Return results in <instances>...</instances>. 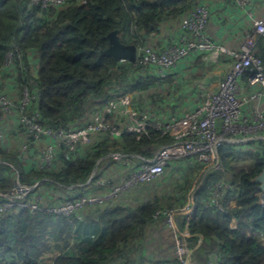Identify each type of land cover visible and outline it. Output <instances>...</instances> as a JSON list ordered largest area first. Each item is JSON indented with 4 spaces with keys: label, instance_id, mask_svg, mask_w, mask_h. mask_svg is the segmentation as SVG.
Instances as JSON below:
<instances>
[{
    "label": "trees",
    "instance_id": "16d2710c",
    "mask_svg": "<svg viewBox=\"0 0 264 264\" xmlns=\"http://www.w3.org/2000/svg\"><path fill=\"white\" fill-rule=\"evenodd\" d=\"M200 3V0H65L62 7L43 8L32 0H0V98L15 101V113L4 124L16 125L8 128L11 136L20 133L30 139V134L18 124L20 112L30 118L35 116V122L43 128L69 130L99 104L172 84L171 74L178 73L180 68L159 78L153 71L103 56L102 52L109 47V35L114 31H119L121 42L139 49L160 34L164 24L183 18ZM15 49L22 59L9 68L7 56ZM257 49L264 64V37L259 38ZM24 88L29 89L31 104L23 113L20 98ZM97 137L112 139L113 147L107 146L108 142L94 147L91 143L79 144L72 151L61 145L50 169H41L36 160L23 161L22 149H7L4 143L0 148V195H9L16 182L25 187L40 183L47 202L51 198L48 195L57 188L70 190V196L64 198L73 202L87 196L85 190L95 186L94 180L102 176L100 170L99 177L87 184L96 167L121 163L109 158L111 155L152 158L173 141L168 134L152 127L142 133L123 131L118 137L98 133L91 139ZM34 147L29 146L30 157ZM237 154L232 144L220 150L225 168ZM252 156L253 165L246 173L240 170L239 181L229 176L233 187L220 198L222 210L211 201L214 185L220 180L218 175L201 173L202 166L195 159L170 164L194 163L201 174L199 187L192 194L195 209L191 220L183 214L177 217L178 230L189 231L188 241L196 264H264V205L260 203L259 185L255 182L264 171L260 161L264 154L253 152ZM241 163L245 164L236 160L237 167ZM61 200L62 197L56 203ZM186 203L187 197L182 206ZM167 208L157 200L136 208L123 207L121 201L115 207L93 206L83 213L63 216L46 209L32 212L29 208L14 207L0 214V264H38L53 248L59 254L50 264H118L129 253L132 240L142 238L149 226L161 222L156 213ZM86 217H95L98 222H92L94 233L84 239L79 234L80 219Z\"/></svg>",
    "mask_w": 264,
    "mask_h": 264
},
{
    "label": "built area",
    "instance_id": "2783aa9c",
    "mask_svg": "<svg viewBox=\"0 0 264 264\" xmlns=\"http://www.w3.org/2000/svg\"><path fill=\"white\" fill-rule=\"evenodd\" d=\"M231 1L241 8H248L253 4V0ZM32 3L43 8H59L64 5L65 0H32ZM210 17L211 11L208 3L201 1L199 6L182 18L181 33L167 47L160 49L147 44L138 49L135 64L143 70L153 71V75L159 78H164L184 63L197 59L216 65L222 56H228L233 62L231 68L222 75L216 87L205 94L202 103L194 111L166 125L142 123L135 128L136 133L145 132L147 128L152 127L168 134L173 139L171 144L160 148L152 158L123 154L111 155L109 158L121 162L130 171L122 177L121 180H124L119 186L110 187L109 181L100 179L99 186L109 189L107 197L105 195L101 200H98L94 195H87L73 202H64L62 205L65 208H62L61 204L52 203L54 201L51 198L48 199V202L46 198V202L43 203H51V205L43 207L42 203L36 200L38 196L34 200L30 199L26 202L24 198L22 200L15 198L13 201L7 198L8 195H0L3 198L0 200V214L10 211L14 207H22L29 208L32 212L46 209L56 215L71 216L93 206L115 207L122 201L126 193L161 178L171 163L189 159H195L202 166L201 173H210L220 177V180L214 185L211 201L215 207L222 210L220 198L226 190L233 187L228 180L229 176L233 175L239 181L238 176L248 172L253 165V152L264 154V64L258 57L257 49L259 38L264 37V17L253 18V27L242 39L238 50H229L209 37ZM21 59L22 54L15 49L8 54L6 65L12 68ZM30 95L29 89L24 88L20 98V108L23 113L31 104ZM8 100L11 102H6ZM14 107V99L0 98V114L3 110L5 113L10 111L9 114L13 115ZM105 117L86 122L78 130L56 131L43 128L35 122V116L30 118L20 112L18 124L22 125L30 134V139L26 137L23 142V153H20L22 160L26 161L30 158L29 146L35 145L38 148L41 146L42 149L38 150L41 160L40 157L39 160L36 157L38 166L41 169H50L54 162L55 152L61 145H65L73 151L79 144H90L94 134L110 133L116 137L120 136L123 131L114 128ZM9 119L7 118V120ZM226 144H232L238 152L227 168L223 167L220 157V150ZM35 151L37 152L36 148ZM239 159L245 164L237 167L236 160ZM260 161L264 164V157H261ZM240 170L243 172L240 173ZM93 179L92 175L89 182ZM15 188L17 193L32 194L35 189H40V183L33 187H25L17 182ZM41 191L44 192L42 189ZM259 199L261 205H264V192L259 193ZM194 209L195 201L192 199L189 201L185 213L178 211L177 214H174L173 211L168 210L156 213L157 219L160 218L161 222L172 228L175 264H196L193 250L188 241L191 237L189 231L185 229L180 232L177 227V217L183 214L189 221ZM166 213H169L168 216ZM144 264L163 263L148 260Z\"/></svg>",
    "mask_w": 264,
    "mask_h": 264
},
{
    "label": "crops",
    "instance_id": "0c3cea01",
    "mask_svg": "<svg viewBox=\"0 0 264 264\" xmlns=\"http://www.w3.org/2000/svg\"><path fill=\"white\" fill-rule=\"evenodd\" d=\"M200 1L208 3L211 11L208 26L209 37L213 41L221 43L229 50L240 49L242 39L253 27V18L264 17V0H253L252 6L248 8L237 7L231 0ZM181 24L182 18L164 24L161 28V33L150 38L147 44L160 49L167 47L181 33ZM232 63L228 56H222L216 65L202 62L201 59L186 62L180 66L178 73L171 74L173 75L174 82L169 86L156 87L146 92L131 93L109 104H99L89 111L85 120L78 125L75 124L72 128L78 130L83 126L82 124L94 121L102 116H106L105 118L108 122H111L124 132H135V128L139 127L142 123L168 124L194 111L202 103L205 94L216 87V84L222 77L221 73L229 70ZM8 126L9 128L16 127V125ZM7 131H9V137L13 141L8 140L4 147L16 150L17 142L24 141L26 137L20 133H17L13 137L11 136V131L9 129ZM100 138L102 139H98V137L91 139L93 147L102 142H108L107 146L113 147L112 139L108 137ZM36 149L39 150L38 146H36ZM37 153L40 152L37 151ZM32 157L31 153L29 159ZM181 164L183 165L184 163ZM181 164H172L171 166H175V169H177V167H181ZM103 165L100 168L101 172H103L102 177L108 175L114 176V173H119V176L123 175L120 173L123 168L118 163H104ZM115 165L117 166L111 168ZM98 180L100 179H96L95 183H93L96 187L100 188ZM95 186L87 188L85 194L95 195L93 191H90ZM103 188L106 189L105 187ZM139 192H135L137 194L134 196L135 202H140L142 199ZM122 206L130 208L139 207L130 204L128 201L122 202ZM80 220L82 223L79 231L80 237L87 239L90 234L94 233V224L92 222H95V219L86 217L85 220L83 218ZM161 225L164 226L163 222L156 221L151 227L149 226L144 233L146 235H142L140 239L132 240L129 246H134L135 244L139 248L137 247V250H129L128 254H124L120 258L118 264H139L148 260L159 262L153 258H161L164 261L160 262L175 264L176 261L174 259L176 258L173 240L170 234L168 236L164 234L160 228Z\"/></svg>",
    "mask_w": 264,
    "mask_h": 264
},
{
    "label": "rangeland",
    "instance_id": "374dc122",
    "mask_svg": "<svg viewBox=\"0 0 264 264\" xmlns=\"http://www.w3.org/2000/svg\"><path fill=\"white\" fill-rule=\"evenodd\" d=\"M224 73H225V71H223L221 74L223 75ZM6 102H11V101L8 100ZM9 112L5 113L3 110H1V114H0V148L3 147L4 143H7L8 140L13 141V139L8 137L9 135L7 133V130L9 128V126L4 125L6 123V121H8L7 118H9V115H10ZM109 123L112 125L111 122H109ZM23 142L24 141L17 142V144H16V149H22L21 153H23ZM39 149H42V147L39 146ZM32 156L33 157L30 159L31 161L36 160V157L39 160L40 154L33 151ZM220 157H221V155H220ZM40 160H41V157H40ZM103 162H105V161H103ZM221 162H222V159H221ZM118 164L121 166V168H123V170L120 173L123 175H127V173L130 171V169L128 167L122 165L121 163H118ZM222 165H223V163H222ZM240 165L242 166L243 164L241 163ZM116 166L117 165L112 166L111 168L116 167ZM223 167H225V165H223ZM117 169H119V168H117ZM198 171H199V169L194 166V163L192 165L184 163L183 165H181V167H177V169H175V166H171L170 168H168L165 171V174L161 178H159L153 182L138 186L137 187L138 189L136 188V190L134 189V190L130 191L129 193H126L122 198V202L128 201L132 205L139 206L141 204H145V203L157 200L161 204H163L164 206H167L168 211H173L174 214H177L178 210L185 213L187 211L188 202L192 200V194H194V191L199 187V183H200L199 180H200L201 174H199ZM99 174H100V169L98 167H96V169L94 170V173H93V178L95 179L96 177H99ZM123 175L119 176V173L118 174L114 173V176H110V175L103 176V177L100 176L99 179H104L106 181H109L110 187H115V186H119L123 183L124 179L121 180ZM207 175L211 176L212 174L209 173ZM94 181H96V180H94ZM15 189L11 192L10 195L7 196V198H9L13 201L15 198H17L18 200H22L24 198V201L27 202L30 199L34 200V198L36 196H38V198L36 200H38L39 203H42L43 207L49 206V204H43L46 202V194L43 191H41V189H38V188L35 189L36 191L33 194L17 193V191H15ZM108 190L104 189L103 187L97 188L96 186L93 187L92 189H90V191H93V194H95L94 197H96L98 200H101V198L104 197L105 195H106L105 197H107V195L109 194ZM136 191H140L139 194L141 195V198H142L140 202L134 201V199H135L134 196L137 195V194H135ZM70 193H71L70 190L57 188L54 193L49 194L48 196H50L51 200L54 201L52 203H55L56 201H60V199L62 197L61 201H63V202H61V203L58 202V204L62 205V204H64V201L67 200V199L65 200L64 197L70 196ZM186 197H187V203L184 206H182L184 199ZM117 202L119 203L120 199ZM62 208H65V206L62 205ZM89 209H90V207L85 209V211L89 210ZM82 211L84 212V210H81L80 212L83 213ZM70 213H72V212H70ZM168 214L169 213H166V216H168ZM170 214H172V213H170ZM163 218L165 219V217H163ZM91 219H95V222H98V220L95 217H93ZM160 228L163 230V232L166 236H168V234H170V236L173 240V245H174V234L172 232V228H170L168 225H165V224H164V226L161 225ZM10 244H11V246H13L12 242H10ZM50 245L52 246L53 244H50ZM71 246H74V245H71ZM137 247L139 248L138 245L134 244V246L129 247V250H131V249L137 250L138 249ZM58 254H59V251L56 248H53L52 252L47 254L46 256H44L41 259V261L43 262V264H49L52 261L51 259L56 257ZM174 261H176V259H174ZM38 264H42V263L39 261Z\"/></svg>",
    "mask_w": 264,
    "mask_h": 264
},
{
    "label": "water",
    "instance_id": "95a60500",
    "mask_svg": "<svg viewBox=\"0 0 264 264\" xmlns=\"http://www.w3.org/2000/svg\"><path fill=\"white\" fill-rule=\"evenodd\" d=\"M102 55L135 64L138 57V48L133 44L121 42L119 31H114L109 35V47L102 52ZM255 182L259 185L258 190L264 192V171Z\"/></svg>",
    "mask_w": 264,
    "mask_h": 264
}]
</instances>
